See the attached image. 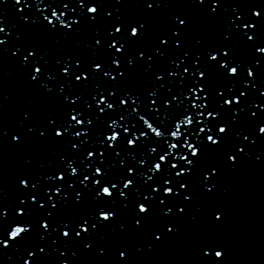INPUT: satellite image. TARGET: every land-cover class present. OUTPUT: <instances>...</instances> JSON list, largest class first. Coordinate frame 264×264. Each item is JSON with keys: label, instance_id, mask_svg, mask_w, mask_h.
I'll return each instance as SVG.
<instances>
[{"label": "snow or ice", "instance_id": "6c2138e0", "mask_svg": "<svg viewBox=\"0 0 264 264\" xmlns=\"http://www.w3.org/2000/svg\"><path fill=\"white\" fill-rule=\"evenodd\" d=\"M15 4L16 19L0 15V55L10 54L48 107L42 116L24 109L14 127L0 118V147L25 153L14 201L0 188V257L140 264L179 240L188 221L207 225L198 264H229L219 236L228 210L215 194L253 155L264 163L256 151L264 144V2ZM199 17L208 24L197 34ZM33 29L56 42L54 58L25 41ZM36 145L58 146L55 160L37 168Z\"/></svg>", "mask_w": 264, "mask_h": 264}]
</instances>
